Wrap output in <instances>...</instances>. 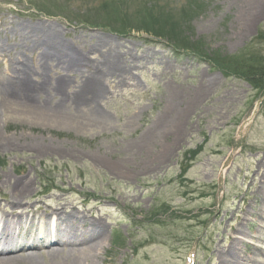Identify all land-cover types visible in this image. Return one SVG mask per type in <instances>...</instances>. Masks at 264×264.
<instances>
[{
	"label": "rangeland",
	"instance_id": "374dc122",
	"mask_svg": "<svg viewBox=\"0 0 264 264\" xmlns=\"http://www.w3.org/2000/svg\"><path fill=\"white\" fill-rule=\"evenodd\" d=\"M70 1L0 0V103L4 85L15 82L22 63L46 104L83 95L85 102L69 101L66 112L92 118L91 110H97L104 118L83 130L15 117L0 122V226L18 207L27 208V219L40 224L32 230L38 229L36 240L48 226L37 219L50 209L99 220L105 241L91 264H218L235 238L243 264L264 260L253 249L264 252V222L260 225L254 197L263 172L264 89L226 76L211 63L214 56L246 48L264 56V0L245 30L239 22L246 0H117L124 1L123 11L108 0H98L99 8L95 0ZM149 1L155 22L184 39L189 49L171 42L180 50L175 55L166 39L135 32ZM48 2L93 13L91 20L102 19L103 28L85 29L30 5ZM125 15L130 21L126 36L120 35ZM18 26L43 27L73 51H56L46 43L33 47L30 35L25 41L21 30L15 32ZM110 49L118 62H104ZM74 53L90 63L86 74L68 67ZM101 72L108 75L101 80L99 99L90 104L91 86L88 92L83 87ZM27 91L13 94L23 97L30 95ZM169 106L173 117L184 114L181 127L153 138ZM146 138L151 142L145 144ZM102 162L126 165L120 170L125 174ZM15 182L30 187L22 205L9 203ZM44 254L40 264H49Z\"/></svg>",
	"mask_w": 264,
	"mask_h": 264
},
{
	"label": "bare ground",
	"instance_id": "6f19581e",
	"mask_svg": "<svg viewBox=\"0 0 264 264\" xmlns=\"http://www.w3.org/2000/svg\"><path fill=\"white\" fill-rule=\"evenodd\" d=\"M246 1L247 3L243 4V11L241 12V15L239 14L241 17L244 16V18L242 17L243 19L239 22V25L242 26L243 30L248 27V21L251 19V14L256 11L258 3L260 2V0ZM245 16L247 17L245 18ZM24 31L30 35L34 34L35 46L42 44L41 42L44 41L46 45L51 47L53 50L55 49L57 51L59 49V51H71V53L73 51L68 44L60 41L55 33H49V31H45L43 27L32 29L24 28ZM25 40H29V38H26ZM102 45L103 43L100 45H93L92 52L100 49ZM109 51L110 53L104 56V62H108L110 58L113 62H118V58L115 56L114 51L112 49ZM74 57L76 60H73L72 63L68 65V67H71V70L77 68L79 72L86 74L83 69L87 67L89 68L90 63L86 62L84 55H78L74 53ZM123 72H125V70H123ZM29 75V70L23 68L18 70L15 82H12L11 85H4V97L0 103V122L7 118L15 117L28 124H41L44 126H49L50 128L65 127L67 129L83 130L89 123L95 126V122L96 124H99L102 118H104V116L97 110H91L90 115H92V118H88L89 116L86 117L85 115L75 116L66 112L65 108L69 101L75 104H78L76 101L79 103L83 101L85 102V100L82 98L83 95L74 96L73 100L72 98L63 96L62 99L55 105L46 104L45 99H41L40 96V94H42V92L39 90L41 87L37 88V85L29 84L31 83L30 79H28ZM107 75V73L101 72L97 76H89L91 80H88V85L83 87V90L84 92H88V89L91 86L89 93L93 94L94 98L92 101L87 99L90 104H93V102L96 103V101L99 99L101 94L100 83L101 80H103V78ZM111 77H114V75ZM60 86V83H58L57 87L60 88ZM44 87L46 88V86ZM23 88L29 89V91L26 93H30V95L21 97L20 95L18 96L13 94L17 90H23ZM36 90L38 94L37 97H34L32 94L35 93ZM175 97L176 95H174L172 101L175 100ZM172 106L168 107L165 118L153 128V132H151L153 138L155 136H161L165 131V133H169L171 131H177L180 129L181 121L183 119L181 116L184 114L180 113L173 117V112L175 114V111H173ZM2 117L4 118L2 119ZM83 120H88V122H83ZM0 141H2L1 135ZM150 142V138H146L144 140L145 144ZM5 143H7L6 145H8V147L12 146L11 141ZM104 164L108 165L110 169L114 171L125 174L120 170L123 166L126 167V165H115L108 162H105ZM259 164L260 168H263V172L261 174L260 186L254 197L257 202H259V222L260 225H263L264 157L259 162ZM29 191L30 187L28 185H21L15 182L10 188L11 196L9 203L14 206L22 205V201L27 197L26 195ZM17 209L21 210L22 212H17ZM17 209H14L8 215H5L6 218L4 221H2L3 225L0 226V264H40L39 256L42 254V252L45 253L44 255H46V263L49 262V264H91L98 257L99 252L104 246V228L103 224L99 220L92 219L87 221L84 218L79 220L78 215L74 211L65 212L60 211L59 209H50L49 212L38 218V221L41 224H51L52 230L49 229L47 232H44L45 235L42 237V240L35 242L33 238L34 232L32 231L35 227L33 225L35 223L34 217L32 219H27V208L18 207ZM27 223H29V229L26 228ZM8 224H10L9 227H7ZM14 224H18L17 228L19 232L24 229L21 232L23 235L22 240L20 237H15L13 235ZM262 230H264V228H262ZM237 231L239 232L240 230L238 229ZM257 239L259 238L257 237ZM239 244L240 241H238V239H233L231 244L227 248L223 249V251H221L219 254L218 264H243L238 253L236 252V247ZM253 249L255 250L258 257L261 255L264 256V252L261 251V249ZM17 252H19V254ZM251 264H264V260L252 261Z\"/></svg>",
	"mask_w": 264,
	"mask_h": 264
},
{
	"label": "trees",
	"instance_id": "16d2710c",
	"mask_svg": "<svg viewBox=\"0 0 264 264\" xmlns=\"http://www.w3.org/2000/svg\"><path fill=\"white\" fill-rule=\"evenodd\" d=\"M97 2L96 7L99 8L100 1L95 0ZM107 3L112 5L113 7L117 8L119 11H123L124 1L118 2L117 0H108ZM123 5V6H122ZM148 11L146 17L141 20L140 26L134 28L135 32L140 33H149L154 38H162L166 39L168 42H172L174 44H181L186 45V42L184 39H181L174 34L171 33V30H164L161 29L162 26L155 22V19L157 17H153L151 15V10L154 7V4L152 1L147 2L144 5ZM68 10V9H67ZM96 10V8H95ZM62 12L64 9L61 10ZM73 12H69L67 14V18L69 19H79V15L76 14V16L73 18L71 15ZM124 15V12H123ZM95 14H86L83 16V22H86L87 24H90L92 26H101L102 19L95 18L91 20L92 17H94ZM91 20V22H89ZM125 22H126V30L125 34H128L127 31H130V28L127 30L128 25L130 27V21L128 20L127 16L125 15ZM105 20H103L104 22ZM101 22V23H100ZM168 26V25H167ZM166 28V27H165ZM169 29V28H168ZM119 34V33H118ZM171 43V44H172ZM173 45V44H172ZM173 48L175 51L180 52L178 48H176L173 45ZM183 49H189L186 45ZM197 49V48H195ZM184 52V51H183ZM214 66H217L219 69H221L226 76H233L237 77L239 79H242L246 82H248L251 86H254L255 88L262 87L264 89V56H262L259 53L253 52L252 50L249 51L248 48L243 50L241 53L234 54L229 57L220 58L219 56H214L212 58L211 62ZM264 92V91H263ZM261 92V93H263Z\"/></svg>",
	"mask_w": 264,
	"mask_h": 264
}]
</instances>
